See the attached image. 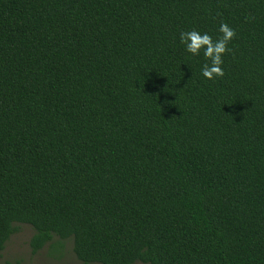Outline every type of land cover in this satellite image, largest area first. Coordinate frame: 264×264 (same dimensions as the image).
<instances>
[{
  "label": "trees",
  "instance_id": "obj_1",
  "mask_svg": "<svg viewBox=\"0 0 264 264\" xmlns=\"http://www.w3.org/2000/svg\"><path fill=\"white\" fill-rule=\"evenodd\" d=\"M221 23L208 80L179 33ZM16 225L80 264H264V0H0V253Z\"/></svg>",
  "mask_w": 264,
  "mask_h": 264
},
{
  "label": "rangeland",
  "instance_id": "obj_2",
  "mask_svg": "<svg viewBox=\"0 0 264 264\" xmlns=\"http://www.w3.org/2000/svg\"><path fill=\"white\" fill-rule=\"evenodd\" d=\"M18 231L0 253V264H80L73 252V239L60 241L57 237L44 249L34 254L30 241L35 234L28 225H16ZM60 244L63 247L57 248ZM135 264H143L137 262Z\"/></svg>",
  "mask_w": 264,
  "mask_h": 264
},
{
  "label": "clouds",
  "instance_id": "obj_3",
  "mask_svg": "<svg viewBox=\"0 0 264 264\" xmlns=\"http://www.w3.org/2000/svg\"><path fill=\"white\" fill-rule=\"evenodd\" d=\"M219 33L221 35L215 39L207 32L196 29L179 33L180 44L186 53L193 57L203 55L205 63L200 69V74L208 80L224 76L223 56L231 51L229 44L236 36L235 30L227 23L220 24Z\"/></svg>",
  "mask_w": 264,
  "mask_h": 264
}]
</instances>
